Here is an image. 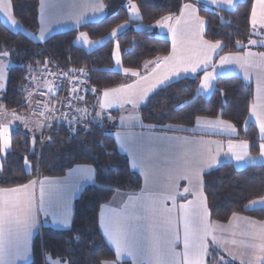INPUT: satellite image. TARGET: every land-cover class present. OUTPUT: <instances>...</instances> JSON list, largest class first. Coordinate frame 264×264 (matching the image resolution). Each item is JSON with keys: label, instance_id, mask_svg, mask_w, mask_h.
Wrapping results in <instances>:
<instances>
[{"label": "crops", "instance_id": "obj_1", "mask_svg": "<svg viewBox=\"0 0 264 264\" xmlns=\"http://www.w3.org/2000/svg\"><path fill=\"white\" fill-rule=\"evenodd\" d=\"M191 1L232 11L244 0ZM38 11L37 32L25 33L35 43L105 16L103 0H39ZM129 19L138 22L140 17ZM0 21L12 32H23L11 15L9 0H0ZM250 26L254 38L243 52L222 54L221 44L203 38L206 22L196 7L183 4L176 17H164L153 25L169 41L168 55L138 71H125L121 65L115 70L113 57L112 70L122 74L125 83L83 103L80 125L107 117L117 150L142 182L138 193L116 191L99 209L100 234L115 256L114 262L102 264H207L212 252L214 264H264V220L235 214L226 223L211 221L202 182L204 174L222 164L236 170L264 166V51L251 45L263 41L259 31H264V0L253 1ZM197 75L196 93L203 98L211 95L222 77H237L252 86L247 123L258 133L256 155L250 154L246 141L236 140L234 127L220 119H205L200 125L198 119L188 130L168 127L166 131L141 121L139 108L156 91ZM25 112L32 116L29 107ZM112 112L117 114L109 118ZM29 120L20 128L24 133H43V123ZM198 126L200 130H195ZM202 126L217 134H205ZM94 177L92 167L78 165L60 178H36L20 187L0 189V264H29L32 241L41 227L69 229L74 203ZM258 209H264V196L246 206L249 212Z\"/></svg>", "mask_w": 264, "mask_h": 264}, {"label": "trees", "instance_id": "obj_2", "mask_svg": "<svg viewBox=\"0 0 264 264\" xmlns=\"http://www.w3.org/2000/svg\"><path fill=\"white\" fill-rule=\"evenodd\" d=\"M131 1L140 14L138 22L129 19L126 0H103L105 16L100 22L35 43L25 33L34 34L38 30L39 0H9L11 15L23 32H12L0 21V55L7 54L12 63L0 100L3 110L22 113L28 109L24 103L25 79L43 64L63 72L85 70L88 84L95 89L87 103L102 91L123 85L124 76L112 70L114 46L118 47L125 71H138L146 63L168 55L170 43L158 35L153 25L164 17H176L186 3L193 4L198 16L206 22L203 38L221 44L222 54L242 53L254 38L250 26L254 0H244L232 11L211 9L191 0ZM121 25L126 28L114 40L104 42L92 52L74 44L79 33L90 40H99ZM137 25L143 29L134 30ZM199 80L200 75L180 79L156 91L139 108L141 121L166 131L168 127L190 129L198 119H220L232 125L236 140L246 141L250 154L256 155L260 146L258 133L247 123L252 86L237 77H222L216 80L211 95L203 98L196 93ZM116 114L110 113L109 118ZM111 130L110 120L103 117L84 127L79 122L58 124L45 142L44 133L43 137L27 135L19 127L10 131L9 151L0 158V189L20 187L36 178H60L78 165L90 166L95 171L94 183L84 188L74 203L70 228L41 227L32 241L29 264H47L46 258L61 259L66 264L115 261L98 228L99 209L116 191L138 193L142 182L130 169L128 159L117 150ZM202 182L211 221L226 223L235 214L264 220V209L246 211L250 202L264 196V166L236 170L230 164H222L204 174ZM211 255L214 252L207 264H214Z\"/></svg>", "mask_w": 264, "mask_h": 264}, {"label": "built area", "instance_id": "obj_3", "mask_svg": "<svg viewBox=\"0 0 264 264\" xmlns=\"http://www.w3.org/2000/svg\"><path fill=\"white\" fill-rule=\"evenodd\" d=\"M94 92L85 70L63 72L43 64L26 76L24 103L32 117L48 129L47 140L58 124L79 122L82 105Z\"/></svg>", "mask_w": 264, "mask_h": 264}, {"label": "rangeland", "instance_id": "obj_4", "mask_svg": "<svg viewBox=\"0 0 264 264\" xmlns=\"http://www.w3.org/2000/svg\"><path fill=\"white\" fill-rule=\"evenodd\" d=\"M126 10L129 14V17L134 20V18H139V12L135 6V4L131 1V0H126ZM137 26H141V25H137ZM134 27V30H141L143 29L142 27ZM124 28H126V25H121L118 28H116L114 31H112V33H110L108 36L99 39V40H90L87 38V36L83 33H79L74 41L75 46L83 48L86 52H92L95 49H97L99 46H101L104 42L108 41V40H114L115 37L124 30ZM155 31L157 30L156 28H153ZM260 33H263V41L262 42H257V43H252L251 45L253 46H258L259 48H261L264 51V31H259ZM113 57L115 59V70H117V66L120 67V55H119V50L117 45L114 46V53H113ZM12 66L11 61L6 58V57H0V100H1V96L5 87V81H6V76H7V70ZM202 90H200L199 92L201 93ZM1 105V104H0ZM3 108H1L0 110V143H1V153H0V158H3L4 155L9 151L10 148V140H9V134H10V130L19 127L21 128L23 122L26 120H31L32 121V116H29V114L27 112H22V113H14V112H10V113H6ZM30 117V118H29ZM29 120V121H30ZM36 120V119H35ZM205 119H202L198 122V125L201 124V121H203ZM206 121H210V120H206ZM212 123V122H209ZM229 125V124H226ZM201 128H204L206 131L205 134H217L214 131H211L210 127H205L202 126ZM184 130H186L187 128H183ZM43 133L45 134V136L47 137V130L45 129V127H43ZM188 130V129H187ZM195 130H200V126H198ZM202 132V131H201ZM43 134V135H44ZM37 135V137H40L42 135V133H37L35 134ZM46 141L43 140V142ZM1 161V159H0ZM46 263L47 264H66L65 261L61 260V259H49L46 258Z\"/></svg>", "mask_w": 264, "mask_h": 264}, {"label": "water", "instance_id": "obj_5", "mask_svg": "<svg viewBox=\"0 0 264 264\" xmlns=\"http://www.w3.org/2000/svg\"><path fill=\"white\" fill-rule=\"evenodd\" d=\"M0 57H6V58H8V55H7V54H5L4 56H1V55H0Z\"/></svg>", "mask_w": 264, "mask_h": 264}]
</instances>
